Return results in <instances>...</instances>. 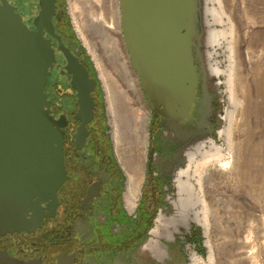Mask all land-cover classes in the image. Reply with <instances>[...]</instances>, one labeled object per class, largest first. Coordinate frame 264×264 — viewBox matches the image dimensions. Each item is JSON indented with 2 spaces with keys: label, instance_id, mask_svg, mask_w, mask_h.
I'll return each mask as SVG.
<instances>
[{
  "label": "flooded vegetation",
  "instance_id": "1",
  "mask_svg": "<svg viewBox=\"0 0 264 264\" xmlns=\"http://www.w3.org/2000/svg\"><path fill=\"white\" fill-rule=\"evenodd\" d=\"M6 1L29 31L47 41L52 52L44 93L49 103L47 115L59 139L63 176L54 194L31 197L18 227L0 229V264H187V249L200 245L202 231L193 221L185 228L177 227L174 211L182 208L185 195L176 184L184 177L178 178L177 172L186 168L184 151L195 139L217 138L219 116L213 89L207 86L204 92L199 79L189 107L177 115L180 99L170 100L166 108L162 104L155 107L137 82L138 114L145 118L144 143L139 162L130 167L128 163L135 162L134 151L112 138L104 91L94 61L73 31L66 0H55L48 17L37 21L39 0H27L21 11L11 0ZM118 35L122 47L117 42L115 47L121 48L107 49V53L120 65L123 52L127 54L121 32ZM103 58L109 62L108 54ZM81 68L87 78L80 85L76 81ZM73 82L81 91H88L92 100L89 114H78V91ZM168 107H173L175 116ZM178 190L182 192L177 197ZM175 197L181 199V206ZM170 216L173 224L167 222ZM158 218H166L169 228ZM164 228L172 239L165 238ZM199 251L204 252L203 248Z\"/></svg>",
  "mask_w": 264,
  "mask_h": 264
},
{
  "label": "water",
  "instance_id": "2",
  "mask_svg": "<svg viewBox=\"0 0 264 264\" xmlns=\"http://www.w3.org/2000/svg\"><path fill=\"white\" fill-rule=\"evenodd\" d=\"M54 1L39 0L35 21L48 17ZM202 4L118 0L123 47L144 97L165 108L170 100L180 99L177 115L189 107L199 79L204 91L213 89L219 103L203 52ZM51 55L47 41L29 31L15 8L0 0V229L18 227L31 197L54 194L63 176L59 139L44 93ZM86 78L81 68L76 82L81 85ZM72 86L78 91V114H89L88 91L74 82ZM168 108L175 116L173 107Z\"/></svg>",
  "mask_w": 264,
  "mask_h": 264
},
{
  "label": "bare ground",
  "instance_id": "3",
  "mask_svg": "<svg viewBox=\"0 0 264 264\" xmlns=\"http://www.w3.org/2000/svg\"><path fill=\"white\" fill-rule=\"evenodd\" d=\"M208 1L209 0L205 1L206 5ZM68 3L70 6V9H73V11H77L78 14L81 15L80 19L78 20H80L83 23L82 26H84L85 28L84 33L86 32V36H88V41L87 39L85 40V45L87 44L93 50L91 57H92V60L94 61L95 68L97 70V76L100 80L101 86L104 91L107 121H108V125L112 128V131H111L112 138L116 142H119V143L122 142L129 149H132L134 151V161L135 162L128 163L130 167H133L134 164L139 162L138 161L139 156H140L139 152L141 151L143 143H144V127H145L144 119L145 118L143 119V117L138 114L139 113L138 110H141V106H140L141 102L139 101L140 93H139L136 77L134 76L133 71L130 68L127 56L123 52L122 56L124 55V61L120 63V65H118L114 61L110 60L109 53H107V49L108 51L109 50L112 51L114 48H116L115 46L118 45L117 42L118 43L120 42L119 35H118V33H120V14H119L118 0H68ZM211 4H217L218 8H212L209 11L207 6H205V8L203 6V15L206 13H211L212 16L215 15V17L218 18L217 20L221 22L220 18L222 15V5H221L220 0H211ZM75 26H77V24ZM205 26H207L208 29L205 30L203 42L206 41L207 43L205 44V46L203 45V52H204L205 60L207 63V70L209 72V75L212 78L217 79V81L213 84V88L218 93L221 90L220 81L218 79L219 75L221 74V71L218 70L216 63H211L209 61L211 58V54L207 53L206 47L207 46L211 47L214 45L218 46L222 31L220 32L218 30H214L210 28V24L207 22L206 19H205ZM82 42L84 43V41ZM120 46H121V42H120ZM120 48H116V49H120ZM87 52L89 51L87 50ZM103 54H106V55L108 54L109 62L103 59ZM113 54H117V53H113ZM251 85L252 86H248V84L243 85L241 87V91L238 90L240 91L238 95L234 87V82L227 81V86L225 85L226 88H223L225 90H222V91L227 94V98H225V100L221 98V103L225 104V106L227 105L231 109L230 110L223 109V111H218V116H219L218 119H220V121L222 120L223 122V127L216 130V137L217 139L221 140L220 145H217L215 140L211 139L208 136H205V137L195 139L189 145L188 149L185 150L186 152L184 151L185 158H186V166H185L186 168L184 170H180L179 172H177L179 173L177 177L180 178L182 176L184 177V179L183 181H179L180 179H178L177 182H180V183H176V184L179 187L183 188L184 190L183 192L185 194L183 195L184 197H182V204H183L182 208H180L181 201H179L181 199L178 200L177 198L179 193H181L182 191L178 190L177 195H176L177 197H175L177 198V201L180 202V206L178 205V202L176 203L180 209L177 210L178 212H176V210L174 211L175 213H177V217L175 218L177 227L185 228L188 222L190 223V221H193L194 223H197L201 225L202 227H204L205 230H208V218L206 214V212L208 211V206L205 202V196H207V190H209V192L211 190L208 184H206V182L211 181L213 186H216V184H219L221 180L227 179V177H229L236 171H239L240 168H239L238 163H237V166H235V164L232 161H227V162L222 163V161H224L225 155L232 156L233 143L236 144V149L238 150L240 148V141L242 142L244 140L245 144H246V140L248 141V149H247L248 157H247V163L245 164L246 166H248V168L254 167V161L256 157H259L261 159L263 158L262 157L264 156L263 133L261 135H258L257 129L259 128L261 124L263 125V122H264V120L263 121L261 120V118H264V106L262 107L260 106L259 108H257L256 98L260 94L262 95V92L264 90V81H261L259 83L253 81ZM239 109H240V112L238 114ZM243 114H245L246 116L250 115V118L248 121H244V122L240 121L241 116ZM205 116L207 115L205 114ZM260 162H261V169L259 170L261 171L262 168L264 169V165L262 161ZM137 167L139 168V166ZM250 170H251V173H250L251 177H249V180L254 181L256 176L260 177L261 175V173H259L260 171L256 172L255 169H250ZM206 171L208 172V174H205ZM140 175L142 174L140 173ZM209 175L213 176V178L210 177ZM176 178L174 179L176 180ZM176 184L174 183L175 189L178 188ZM194 186H196V189ZM179 198L181 197L179 196ZM170 203L172 204L174 203V201ZM197 205H200L199 210H195V207ZM174 208H175V204H174ZM190 215H192V218L191 217L189 218ZM172 217L171 216L170 218L167 217V220H168L167 222H172V219H173ZM157 221L159 222L161 221V225L162 223H165L167 224V227L168 225L170 226V224H168L167 222H164L166 221V218H158ZM171 224H173V222ZM173 226L174 225H171L172 231L173 229H175L173 228ZM167 231L169 230H166L165 238L166 236L171 235L170 232H169V235H167ZM155 232L156 231H154L153 234ZM170 237L172 239V236ZM152 245H149V246L152 247ZM154 245L156 246V244ZM143 246L141 247L144 248ZM153 248L156 250L154 246ZM161 250L162 249H160L159 251ZM162 254L163 255L161 257L164 256V253ZM188 256H189V261H190L189 264H212L213 263V255H212L211 247H209V255L206 261H202L201 259L195 257L192 251L188 253Z\"/></svg>",
  "mask_w": 264,
  "mask_h": 264
},
{
  "label": "rangeland",
  "instance_id": "4",
  "mask_svg": "<svg viewBox=\"0 0 264 264\" xmlns=\"http://www.w3.org/2000/svg\"><path fill=\"white\" fill-rule=\"evenodd\" d=\"M26 1L11 0L10 2L21 11L24 9ZM203 1L202 7L207 6L209 11L212 8H218L217 4H211V0L207 5L206 0ZM220 2L222 15H224H221L220 18L222 23L211 13L204 14L203 18L204 23L206 19L210 24V28L222 31L218 46H207L206 49L207 53L211 54L209 61L216 63L218 70L221 71L218 77L221 90L217 93V100L220 101L218 111H223V109H231L221 103V98L223 100L227 98V94L222 91L225 90L223 88H226L227 81L234 82L237 95L243 85L252 86L253 81L258 83L264 81V0H220ZM66 8L76 37L84 45L85 50L89 51L88 54L91 57L93 50L87 44L85 45L88 36H86V32L84 33L83 23L78 20L81 15L70 9L68 0H66ZM76 24L77 26H75ZM207 29L205 26L204 30ZM206 43L204 41L203 45L205 46ZM213 79L215 83L217 79ZM222 79H226V83ZM260 106H264V90L262 95L260 94L256 98V107ZM239 112L240 109L238 114ZM249 118L250 115L243 114L240 121H248ZM261 120L263 121L264 118ZM220 122L222 126L220 125L219 128L223 127L222 120ZM257 133L258 135L263 133L264 139V122L257 129ZM215 141L217 145H220L221 140L216 138ZM247 149V140L246 144L244 140L240 141L238 150L236 144L233 143L232 156L225 155L222 163L232 161L235 166L238 163L239 171H236V174L232 172V175L221 180L216 186H213L211 181L206 182L211 190L210 192L207 190V196L204 195L208 206L206 212L208 230L193 223L196 229L199 228L202 231V237L200 245L189 246L187 254L192 251L195 257L206 261L209 247H211L212 264H264V169L259 170L261 169L260 161L264 165V156L262 159L256 157L254 167L248 168L245 165L248 157ZM250 169H255L256 172L260 171V177L256 176L254 181L249 180ZM205 174L208 172L206 171ZM210 177L213 178V176ZM194 187L196 189V186ZM199 209L200 205H197L195 210ZM201 248L204 250L203 254L199 251ZM187 262L190 263L189 256H187Z\"/></svg>",
  "mask_w": 264,
  "mask_h": 264
}]
</instances>
